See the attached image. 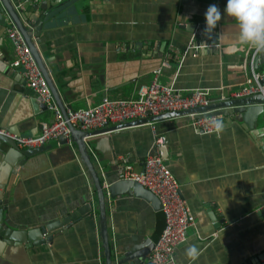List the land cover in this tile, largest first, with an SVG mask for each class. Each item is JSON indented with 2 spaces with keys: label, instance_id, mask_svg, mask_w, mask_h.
<instances>
[{
  "label": "crops",
  "instance_id": "crops-1",
  "mask_svg": "<svg viewBox=\"0 0 264 264\" xmlns=\"http://www.w3.org/2000/svg\"><path fill=\"white\" fill-rule=\"evenodd\" d=\"M225 3L63 0L44 15L40 10L28 14L34 18L30 32L35 45L67 108L92 106L104 97L135 98L138 87L151 81L153 70L168 54L171 58L160 81L183 93L209 89L215 103L222 94L230 99L229 93L244 83L254 50L244 45L231 56L223 52L222 41H235L238 35L235 19L223 13ZM210 4L220 9L221 19L206 30L204 13ZM11 25L10 21L0 25V128L36 135L52 112L35 110L34 92L23 74L17 77V69L10 67ZM193 37L200 45L196 51L187 48ZM258 67L264 71V62L259 60ZM254 118L225 113L222 131L213 134L200 133L187 117L153 121L157 132L166 136L162 158L180 182L196 219L176 249L178 264H264V114ZM59 139L48 142L54 144L51 149L30 156L17 169L9 154L0 150V183L6 185L0 188L2 217L12 237L8 244L0 236L4 252L0 264L103 261L95 188L80 154ZM92 144L93 155L101 160V177L111 184L119 182V156L141 169L146 156L155 152L154 136L145 123L104 135ZM91 199L95 218L89 213ZM80 209L83 212L64 230L41 233V226L59 225ZM108 218L118 254L150 248L148 261L165 226L163 213L145 197L123 190L109 198ZM28 235L44 240L51 235L52 241L38 246L29 240L21 243ZM190 245L199 250L194 261L185 255Z\"/></svg>",
  "mask_w": 264,
  "mask_h": 264
},
{
  "label": "built area",
  "instance_id": "built-area-1",
  "mask_svg": "<svg viewBox=\"0 0 264 264\" xmlns=\"http://www.w3.org/2000/svg\"><path fill=\"white\" fill-rule=\"evenodd\" d=\"M7 35L14 48V57L10 67L14 69L23 68L21 72L29 88L37 95L39 100L46 105L47 110L52 112L49 121L42 122L40 131L36 135L11 134L0 128V134L13 139L20 148H35L42 146L51 140L70 136V125L84 131L95 130L109 124H119L128 121L147 118L148 116H159L167 112L188 111L197 107H207L213 103L211 91L205 88H195L188 93H183L174 85L162 83L159 76L164 66L169 64L171 54H168L161 65L153 70V77L149 83L138 87L135 98H109L104 97L99 103L85 108H66L63 112L57 105L52 91L47 84L32 52L21 31L11 25L7 29ZM195 37L188 45V50L196 51ZM258 53L253 50L250 65L251 72L245 78L244 83L231 93L230 98H239L254 94L264 97V71L254 69V57ZM223 94L220 100H226ZM264 104V101H263ZM188 113L190 124L202 134H213L214 122L221 121V114ZM149 124L157 146H164L166 136L159 134L154 122ZM104 177V171L101 170ZM117 181H135L150 190L160 201L161 209L165 217L163 231L155 242L149 254L148 261L152 264H178L176 260L177 247L185 242L188 229L196 222L187 201L181 193V185L177 177L167 166L161 155L148 154L144 160L143 167L138 169L126 156H119L116 169ZM102 188L108 191L111 182L102 179ZM94 203V200L91 199ZM214 232L212 235H215ZM264 263V258H263Z\"/></svg>",
  "mask_w": 264,
  "mask_h": 264
},
{
  "label": "water",
  "instance_id": "water-1",
  "mask_svg": "<svg viewBox=\"0 0 264 264\" xmlns=\"http://www.w3.org/2000/svg\"><path fill=\"white\" fill-rule=\"evenodd\" d=\"M63 0H47L46 3L43 2L37 3L35 0H0V25L5 26L8 21H10L11 24L15 25L23 34L31 52L34 56L40 70L43 73V76L49 85L53 97L57 103V105L60 107V109L65 112L67 106L64 103V100L58 93L55 85L53 84L52 79L50 78L48 71L46 69V66L41 58V55L35 45V42L33 40V35L30 32V27H35V25L31 22L32 19H34L31 15L28 13H35L37 10H40V14H45L48 9H52V6L58 5ZM44 4L47 6L44 7ZM37 30V29H35ZM37 33V32H36ZM34 33V34H36ZM208 33H210L208 31ZM261 60L264 62V52H259L254 57V69L258 70V62ZM21 72H23V68L17 69V77L18 75H21ZM16 74H14L15 76ZM261 83L264 84V78L261 80ZM32 103L34 105L35 110L44 109L46 110L47 107L45 104H43L37 95L34 93L32 95ZM264 97L261 94H254L249 96H243L239 98H230L228 100H222L219 102H215L210 104L207 107H197L194 109H190L188 111H179V112H167L159 116H148L147 118L128 121L124 123H119L115 125H110L109 123H106L104 127L95 129V130H80L72 125H70V136L69 137H60V144L62 145H69L74 146V149L76 152H78L81 156V160L86 167L89 176L92 180L93 186L96 191V204H97V210H98V228H99V235L102 243V250L100 253V258L103 260L101 264H152V262L147 261V256L150 251H137V248H134L133 250L118 254V252L115 250L111 239H110V219L108 218V200L111 197H115L119 192L126 190V191H132L134 194L140 195L151 201L154 205V207L159 211H162L161 204L157 196H155L150 190L143 187L139 183L135 181H126L122 180L119 182H114L109 186L108 191L104 190L102 188V175H101V167H100V159H97L96 156L92 153V141L100 139L102 136L114 133L118 130H121L123 128H128L136 125H141L146 122L160 120V119H166V118H176L178 116H183L188 113L196 112V113H202L206 111L207 114H235V115H241V117H247L251 120L255 119V115L257 116L259 113L264 114ZM244 119V118H243ZM246 120V119H245ZM53 143H46L42 146L35 147V148H20L16 144V142L11 139L8 136H5L3 134H0V150L3 151L5 154H9L8 156L13 161L12 167L13 169H17L19 166L23 165L26 160L32 155L38 154L40 152H44L48 149H51L53 147ZM155 152L154 154L161 153V157H165V145L164 146H157L155 145ZM6 187V185H5ZM2 183H0V188H5ZM2 207L3 203L0 201V236L4 237L5 240H8V244L11 243L12 237L9 235L7 228H6V221H4V218L2 217ZM89 213L92 218H95V212H94V203L90 200V203L88 204ZM79 212H83L82 209H80L76 214H69L67 218L62 220L59 225L53 224V225H46L41 226L40 231L42 234L49 233H55L57 230H64L72 221V219L76 218V215L79 214ZM164 215V213H163ZM29 240V242L32 243V245L38 246L41 244H44L47 241H52L51 235H47L45 240L35 238L32 239V236L28 235L27 239H22L20 242H26ZM153 247L155 243L152 244ZM137 252H136V251ZM4 252L0 249V258H3ZM264 257V255L262 256ZM260 257V258H262Z\"/></svg>",
  "mask_w": 264,
  "mask_h": 264
},
{
  "label": "clouds",
  "instance_id": "clouds-1",
  "mask_svg": "<svg viewBox=\"0 0 264 264\" xmlns=\"http://www.w3.org/2000/svg\"><path fill=\"white\" fill-rule=\"evenodd\" d=\"M223 13L235 19L238 35L235 41H222L226 44L223 52L231 56L239 47L247 45L257 53L264 52V0H226ZM206 30L214 28L221 19V11L215 4H210L205 13ZM216 131H222V121H215ZM185 255L191 260L199 256L195 245L185 250Z\"/></svg>",
  "mask_w": 264,
  "mask_h": 264
}]
</instances>
